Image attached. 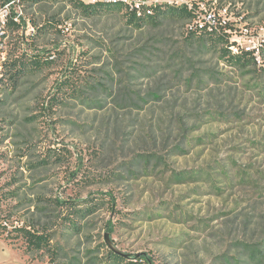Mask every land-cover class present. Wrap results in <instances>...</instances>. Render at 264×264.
Wrapping results in <instances>:
<instances>
[{
  "label": "rangeland",
  "instance_id": "1",
  "mask_svg": "<svg viewBox=\"0 0 264 264\" xmlns=\"http://www.w3.org/2000/svg\"><path fill=\"white\" fill-rule=\"evenodd\" d=\"M10 1L0 218L50 233L56 255L4 233L0 264H264V51L243 67L220 53L225 31L264 43V0H143L196 17L140 24ZM208 13L216 31L191 34Z\"/></svg>",
  "mask_w": 264,
  "mask_h": 264
},
{
  "label": "trees",
  "instance_id": "2",
  "mask_svg": "<svg viewBox=\"0 0 264 264\" xmlns=\"http://www.w3.org/2000/svg\"><path fill=\"white\" fill-rule=\"evenodd\" d=\"M10 0H3L2 5L4 2H9ZM44 0H21V2H29L31 4L42 2ZM75 7L81 9L84 13H94L97 10H111V9H118V10H124L126 15L129 19L134 20L136 22L143 23L147 18L149 19H156L160 14H164L169 12L172 13H179L183 15L184 17L189 18H195L196 14L193 11V8H189L187 5L182 4L180 6H172L168 4H162V3H153L150 5H143L139 11H136L134 8H131L129 5L122 1H115V2H105V1H97L95 3H87L82 0H69ZM195 8V7H194ZM20 28V23L15 22L12 17H9L6 21L4 34L7 29L11 30H17ZM210 30V31H208ZM212 30V31H211ZM215 32L216 27L209 25L204 21L203 24L200 26L195 25L194 28L190 30L191 34H194L195 32ZM226 32V31H225ZM225 32H222V38H220L223 42L224 47L220 48V53L223 56H226L230 62L231 65H238V66H246L250 64H256L257 61L250 51H245L242 48H238L237 52H233L230 48V42H229V35ZM218 37H220L219 34H217ZM261 51H264V47L262 46ZM50 58V57H49ZM48 60V59H47ZM35 63V62H33ZM16 64V60L11 61L10 63H3L2 68V76L0 77V83L4 82L3 77H8L9 79H12L14 76H16V72L12 73V68L14 69ZM23 68H25V63H22ZM35 67V66H34ZM22 66L20 67L19 71L23 69ZM8 218L7 217H1L0 218V234L5 233V238H21L23 242L25 243V250L26 251H35V250H43L49 253V256L53 258V255H56V248L51 244V235L50 233H46L44 231H40L38 229L30 228L28 225H22V226H14L9 228L8 227ZM13 232H15L13 234ZM109 254L112 256V259L115 260H123L122 255L119 253L109 250ZM257 257H262L261 253H258Z\"/></svg>",
  "mask_w": 264,
  "mask_h": 264
},
{
  "label": "built area",
  "instance_id": "3",
  "mask_svg": "<svg viewBox=\"0 0 264 264\" xmlns=\"http://www.w3.org/2000/svg\"><path fill=\"white\" fill-rule=\"evenodd\" d=\"M82 1L87 2V3H95L97 1H105V2L122 1V2L126 3L127 5H129L131 8H134L136 11H139L143 5L144 6L150 5V4H145V2L143 0H82ZM10 4H11V1L3 4L2 7L0 8V37H1V35L4 34L6 21L9 17H12V19L15 22L19 23L18 15L10 16V14H9V5ZM212 18H213L212 15L209 13L205 16V19H206V21L208 20L207 22L209 25H212L211 21H210ZM233 42H235V41L230 42V48L233 52H237L238 48L240 47V48L244 49L245 51L252 52L255 59L258 57L259 52L261 53V48H262V45L264 44V43H262L261 45L260 44L259 45H256V44L250 45V44H241L239 41H237V43H233ZM261 42H264V39H262ZM2 67H3V63H1V66H0V73L2 71Z\"/></svg>",
  "mask_w": 264,
  "mask_h": 264
},
{
  "label": "water",
  "instance_id": "4",
  "mask_svg": "<svg viewBox=\"0 0 264 264\" xmlns=\"http://www.w3.org/2000/svg\"><path fill=\"white\" fill-rule=\"evenodd\" d=\"M114 251V250H113ZM116 252V251H115Z\"/></svg>",
  "mask_w": 264,
  "mask_h": 264
}]
</instances>
